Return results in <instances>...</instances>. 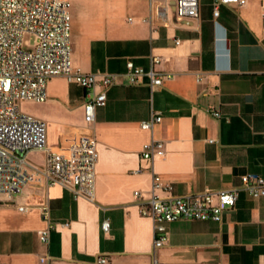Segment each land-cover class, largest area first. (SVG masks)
Wrapping results in <instances>:
<instances>
[{
    "label": "crops",
    "instance_id": "1",
    "mask_svg": "<svg viewBox=\"0 0 264 264\" xmlns=\"http://www.w3.org/2000/svg\"><path fill=\"white\" fill-rule=\"evenodd\" d=\"M214 1L199 0L194 21L178 18L172 2L161 1L157 16L146 1L79 0V8L69 1L72 67L116 75L117 84L93 122L84 115V90L63 76L48 79L44 102L22 101L19 110L45 123L55 150L93 135L94 200L48 186L38 172L43 153L29 152L23 194H0V264H95L101 255L108 264H264V196L240 189L220 223H168L156 249L152 221L139 213L152 193L201 194L241 188L247 174L264 179V0L220 5L216 17ZM153 58L169 78L152 90L147 76L129 84L126 62L146 71ZM153 113L161 122L142 129ZM151 140L164 143V159L141 157ZM153 175L160 178L154 192ZM48 223L54 228L43 244L37 232Z\"/></svg>",
    "mask_w": 264,
    "mask_h": 264
},
{
    "label": "built area",
    "instance_id": "2",
    "mask_svg": "<svg viewBox=\"0 0 264 264\" xmlns=\"http://www.w3.org/2000/svg\"><path fill=\"white\" fill-rule=\"evenodd\" d=\"M150 4L157 16L161 13V1L172 2L176 16L194 21L198 18L199 0H139ZM224 4H244V0H215L213 16ZM71 10L68 0H0V194L8 198L23 194L32 167L27 162L31 151L44 155L43 174L48 186H59L74 197L93 202L95 196L96 140L91 134L77 135L63 150L47 145L45 123L19 110L22 101L42 103L46 100V84L53 76H63L84 90V115L94 121L95 109L103 106L106 91L117 84L113 74L83 73L71 65ZM159 60L153 58L149 70L126 62L125 76L129 84L147 76L151 90L169 78L153 66ZM161 122V116L152 114L141 123L144 130H152ZM166 151L162 141L151 140L141 152V157L153 162L164 159ZM160 187V178L153 175L152 192ZM245 190L252 198L264 196V179L254 174L241 177V188L233 187L216 192L183 196L151 197L139 208V213L153 224V248L163 246L166 225L186 219L220 223L223 214L233 208L239 190ZM140 196L139 191L134 192ZM21 211L24 207H19ZM41 217L49 221V207H39ZM54 226L48 223L37 232L43 244L49 241ZM103 231L109 229L108 221L101 223ZM45 258H40L44 262ZM95 264H108L106 256H99Z\"/></svg>",
    "mask_w": 264,
    "mask_h": 264
},
{
    "label": "rangeland",
    "instance_id": "3",
    "mask_svg": "<svg viewBox=\"0 0 264 264\" xmlns=\"http://www.w3.org/2000/svg\"><path fill=\"white\" fill-rule=\"evenodd\" d=\"M69 1L72 3V5L79 8V2H78L79 0H69ZM23 109L26 111H30L31 110L30 104L23 105Z\"/></svg>",
    "mask_w": 264,
    "mask_h": 264
}]
</instances>
